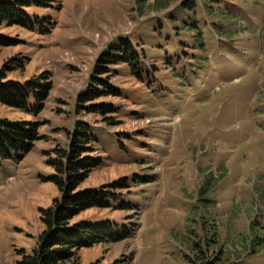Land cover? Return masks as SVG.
Returning a JSON list of instances; mask_svg holds the SVG:
<instances>
[{"label": "rangeland", "instance_id": "rangeland-1", "mask_svg": "<svg viewBox=\"0 0 264 264\" xmlns=\"http://www.w3.org/2000/svg\"><path fill=\"white\" fill-rule=\"evenodd\" d=\"M4 1L16 3L28 24L0 26L1 35L17 40L0 46V70L23 58L24 66L6 72L7 79L43 74L51 89L38 110L33 99L26 109L0 104V120L38 122L42 136L22 159L0 168V264H17L18 251L35 246L41 210L60 195L46 160L67 147L76 122L100 130L93 154L104 159L80 189L124 179L131 193L126 187L121 197L139 214L116 209L118 201L107 211L81 213L77 219L126 224L130 217L137 226L130 238L81 249L78 262L58 264H206L207 258L264 264V10L251 8V0H229L240 23L224 21L234 35L220 39L207 29L201 1L189 0L203 35L197 43L179 24L193 18L183 6L188 0L170 1L160 11L146 7L152 0ZM123 41L131 44L138 69L110 65L100 77L117 98L93 103L121 109L109 127L80 109L77 98L93 83L101 55ZM143 173L150 182L138 184L134 179ZM206 178L215 184L210 194Z\"/></svg>", "mask_w": 264, "mask_h": 264}, {"label": "trees", "instance_id": "trees-1", "mask_svg": "<svg viewBox=\"0 0 264 264\" xmlns=\"http://www.w3.org/2000/svg\"><path fill=\"white\" fill-rule=\"evenodd\" d=\"M170 1L173 0H152L145 5L148 9L160 11L168 7ZM179 1L182 3L184 0ZM198 1H201V4L198 5L202 6L208 14L209 18H204V23L210 33L217 34L220 39L234 35L233 31L223 29L224 21L240 23L237 8L229 0ZM251 1H253L251 8L260 7L264 10V0ZM183 6L184 9L192 12L193 18L187 16L185 20H180V28L186 30L187 33H193L191 35L197 43H200L203 35L201 34L202 30L198 28L199 20L194 17L195 4L188 0L183 2ZM19 14L21 15L19 16ZM211 16L213 20H211ZM18 23L23 26L28 24L25 13L19 9L16 3L0 0V26H12ZM29 27H33L32 24H29ZM241 29L251 33L259 32L250 27ZM16 41L12 37L0 34V46H11ZM170 48L172 46L168 47V49ZM136 58L131 44L127 41L104 52L99 59L100 64L95 67L93 83L86 91L78 95L80 109L89 114L99 115L100 122L106 126L116 125L114 118L121 115V109L111 102L93 104L110 96L117 98L116 90L100 75L107 74L110 71V65L120 63L137 70ZM194 58L196 57L191 56L189 59L194 60ZM24 64L25 59L13 58L0 70V104L11 108L26 109L29 101L33 99L39 104L36 109H41L42 103L51 89V84L43 80L46 76L40 74L22 82L7 79L6 72L16 69V67L22 68ZM176 64H174L175 67ZM134 73L139 74L138 72ZM38 128L39 123L34 121L0 120V168L4 161L12 158L20 160L32 149L34 142L42 138ZM99 131L93 129L89 123L76 122L67 147L58 148L55 150L56 155L46 160L47 165L53 169L48 180L57 187L60 195L52 200V204L48 208L41 210L40 220L43 229L38 234L35 246L30 252L18 251L21 258L17 264H58L71 259L78 262L76 252L81 249L117 243L133 236L137 224L129 220L130 217L126 218L128 219L126 224H122L121 220L117 221L101 216L93 219H77L81 213L88 210L107 211L113 207L114 201H118L116 209L125 212L132 210L139 214L138 206L121 197L125 194L122 189L127 187L124 179L114 180L100 189L91 187L80 189V185L88 179L90 174L104 165V159L93 154L99 141ZM146 177H148L147 174L143 173L136 176L134 181L138 184L150 182ZM204 185L207 186L209 194L215 187L214 183L207 184V178ZM124 191L127 192V195L131 193L129 192L130 188ZM209 244L207 239L208 252L210 251ZM199 252L204 253V256L207 255L205 254L206 249H199ZM218 252H222V250L218 249ZM217 253L212 254L215 260ZM119 262V260L114 261L112 264H130L125 260ZM206 264H212V261L207 258Z\"/></svg>", "mask_w": 264, "mask_h": 264}]
</instances>
